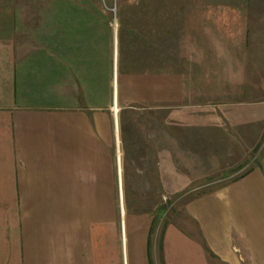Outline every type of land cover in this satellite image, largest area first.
I'll return each mask as SVG.
<instances>
[{"label": "crops", "instance_id": "0c3cea01", "mask_svg": "<svg viewBox=\"0 0 264 264\" xmlns=\"http://www.w3.org/2000/svg\"><path fill=\"white\" fill-rule=\"evenodd\" d=\"M24 2L0 0V264H264V60L256 53L263 32L241 46L228 43L239 31L228 27L218 63L187 75L133 69L115 23L112 45L72 48L66 35L83 33L98 13L37 14ZM68 20L82 27L69 30ZM134 108L165 111L166 125L183 131L172 133L168 161L179 163L181 152V162L221 164L225 181L181 211L157 219L133 212L117 198L116 169L118 162L121 189L118 117ZM124 139L129 161L164 162L163 138L142 139L139 159L135 139Z\"/></svg>", "mask_w": 264, "mask_h": 264}, {"label": "rangeland", "instance_id": "374dc122", "mask_svg": "<svg viewBox=\"0 0 264 264\" xmlns=\"http://www.w3.org/2000/svg\"><path fill=\"white\" fill-rule=\"evenodd\" d=\"M20 5L27 6L28 11L44 14L53 10L67 12H96V18L89 21L90 25L83 33L73 30L67 36L68 45L72 48L81 42H97L101 48L113 44V24L116 27V43L119 50L129 58L133 69L145 67H163L171 70L175 67L182 69L186 75L188 68L203 65V63L217 64L218 50L230 34H225L227 28H239L238 35L232 32V40L228 41L241 46L254 42L253 35L261 33L256 39L259 45L258 56L264 60V0H24ZM235 12L240 19H235ZM230 16L232 19H229ZM248 16V17H247ZM71 27H82L76 22L68 20ZM237 21V23H235ZM73 22V23H72ZM255 22L260 23L256 25ZM43 19H37L36 26L42 25ZM262 23V24H261ZM244 28L247 37L244 39ZM35 32V31H34ZM224 32V33H223ZM66 36H63L65 38ZM224 36V39L222 37ZM226 37V38H225ZM34 44L44 41L45 36L39 32L32 35ZM224 40V41H223ZM255 53V54H256ZM206 55V61L203 56ZM208 55V56H207ZM257 55V54H256ZM101 98L104 94V82L101 80ZM201 90L202 83L196 84ZM214 84H212L213 87ZM211 90L214 89V87ZM210 89V87H209ZM105 95V94H104ZM195 101H201L197 99ZM124 112V113H123ZM118 117L121 123L120 136L122 139L121 153V189H119V163L116 169L117 198L129 205L133 212L147 211L155 219L163 212L182 210L184 204L197 194L211 189L225 181L227 174L221 164L213 162H181L168 161L167 149L174 131L167 126V113L162 110L134 108L123 111ZM119 116V114H118ZM125 125H132L127 129ZM164 130L161 131L160 126ZM126 129H125V127ZM136 126V127H135ZM124 127V128H123ZM176 132V133H175ZM129 135L135 139L137 146L133 148L134 156L139 159L146 151L142 139L163 138L165 157L164 162L129 161V147H125L124 138ZM182 138V135L180 136ZM264 146V139L262 140ZM132 149V148H131ZM187 149V148H185ZM203 148H197L202 151ZM256 148L254 152L257 150ZM155 154V148H148ZM145 158V157H143ZM204 157L191 156L190 159ZM154 160V158H153ZM175 168H174V167ZM180 168L181 178H173L172 170ZM246 168V167H245ZM244 168V169H245ZM245 170L238 172L242 173ZM163 176V178H162ZM178 187H180L178 189ZM163 205V206H162ZM161 206L164 208L161 210ZM181 222L186 223L181 213Z\"/></svg>", "mask_w": 264, "mask_h": 264}]
</instances>
